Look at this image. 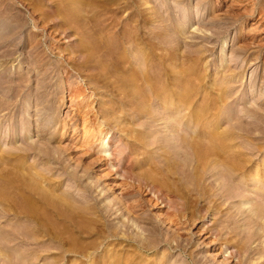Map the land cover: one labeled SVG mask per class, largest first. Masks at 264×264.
<instances>
[{"label":"rangeland","instance_id":"rangeland-1","mask_svg":"<svg viewBox=\"0 0 264 264\" xmlns=\"http://www.w3.org/2000/svg\"><path fill=\"white\" fill-rule=\"evenodd\" d=\"M53 10L57 11L58 16L51 13ZM2 11H9L12 16L7 17L1 14ZM31 13L36 18L34 22L30 19ZM14 18L24 25L18 26V33L11 37L10 43L5 44L0 38V76L7 75L15 82L24 79V82L15 99L14 94L7 90L10 86L8 83L0 89V154L5 156L0 160V172H9L8 168L19 167L20 164L24 168H28V165L36 166L35 169L55 178L53 186L58 192L71 189L70 193L82 204H91L96 200L100 209L107 208L108 211L112 207V214L103 211L107 215L106 223L115 227L116 231H122L123 228L125 230L123 224L133 226L129 231L132 230L136 235L150 228L154 222L160 223L157 215H163L168 209L163 196L167 193L171 197L182 196L181 201L187 209L185 216L195 209L198 217L192 226L179 231L182 233L179 241L184 245L189 242V250L186 248L188 252L180 249L167 252L166 248L161 247L157 254L144 251L132 263L154 264L166 253L159 264L165 259L167 264H190L192 259L199 260L200 264H221L223 256L220 252L226 246L222 238L227 234L222 238L214 235L209 237L208 231L210 227H219L226 222L223 219L226 220L233 210L232 200L227 199V196L220 199L219 196H213L218 190L215 184H211V189L207 187L209 192L205 195L200 194L202 190L199 188L192 192L188 190L198 181L185 176L188 166L186 162L183 163V159L178 161L174 155L165 151L168 147L164 140L171 135L172 130L169 127L170 132L166 131L164 126L166 121L163 118L167 114L163 107L174 108V105L178 107L180 104L176 101L165 106L158 103V99L154 98V88L159 89L161 84L142 86L144 89H138L137 97L130 104L129 93L133 82H126L122 86L119 81L124 75L123 70L134 64L138 66H135L137 72L150 71L155 72L153 77L164 74L165 77L182 79L181 88L185 85L184 88L188 89L193 85V103L187 104L188 107L181 106L180 108L185 107L181 114L194 104L197 106L205 100L210 102L211 98L214 99L212 96H216L215 92H218L217 84L225 86L224 89L231 96L223 105H218L220 110L224 108V104L235 107L241 101L251 103L259 100L264 105V0H0V27L5 26L8 19L16 20ZM80 43L85 47L82 52L89 57V62L86 63L97 66L90 83L86 79H80L82 73H85L81 71L82 67L72 68L69 63L72 57H78L80 50L76 44ZM8 48L12 53L3 56L2 51ZM135 55L148 57L147 65L145 62L134 63ZM62 65L68 70L62 68ZM39 82L49 90L42 98L36 97ZM181 88H174L173 91L179 93ZM245 94L256 95V98H242ZM70 96L74 99L72 102L69 101ZM47 106L53 108V113L47 110ZM110 108H114V112L104 116L101 110ZM170 113L172 111L168 114ZM95 114L104 123V128L110 131L108 137L113 135L111 147L118 158L114 162V168L107 165L106 158L98 149H92L93 152L86 149L84 128L87 126L93 132L96 127ZM232 114L225 116L231 119L234 116ZM240 115L244 116L243 113ZM226 121V118L223 119L216 128L221 130L228 127ZM178 131L179 134H182L181 131L185 132L181 129ZM90 139L92 143L95 142L92 145L95 148L96 137ZM26 145L31 147L26 152L28 154L23 156L24 152L21 153L20 149ZM42 149H46V154H40ZM119 152L122 156L129 154L134 178L142 177L140 187L137 186L136 179L126 173ZM210 180L205 183H212ZM85 186L92 191L86 199L83 196L86 195ZM0 187H7V181ZM212 196L213 199H210ZM138 202L141 207L136 206L135 211L133 207L129 209L125 206ZM82 218L79 219L81 223L78 221L82 232L73 233V238L77 242L76 247L79 246L82 252L92 255L87 258L80 256L79 252L81 258L69 256L75 263L108 264L106 262L113 254L122 257L135 249L132 244L122 243L118 246L116 240L104 239L101 229L103 220H100L98 213ZM238 219L235 223L241 225L243 222ZM134 222L138 229L133 225ZM33 223L21 215H14L5 202L0 203V264H48L52 261L63 264L64 253L53 248V240L48 235L43 237L39 233L31 239L32 230L27 228L32 229L35 226ZM229 223H226L225 232L234 230L236 226L238 228L235 223ZM16 225H23L24 229L21 231V228L19 232L26 233L27 237H12L13 233L18 234ZM169 226L164 224L159 229L171 236L174 234V227ZM68 229L61 228L60 231L66 232ZM242 231L248 230L241 229V234L235 231L240 236L230 238L226 253L229 260L224 263L263 264L262 259H257L259 239L250 238L248 232ZM67 232L62 234H70ZM239 243H243L241 246L244 249L240 254L235 251L236 248L233 249V245L239 246ZM48 245L51 246L49 251L46 249ZM114 245H117L115 250ZM69 263L70 261L67 264Z\"/></svg>","mask_w":264,"mask_h":264},{"label":"bare ground","instance_id":"bare-ground-1","mask_svg":"<svg viewBox=\"0 0 264 264\" xmlns=\"http://www.w3.org/2000/svg\"><path fill=\"white\" fill-rule=\"evenodd\" d=\"M20 1H24V0H20ZM33 10L35 11L36 9H33ZM8 12L2 11L1 14L3 13L5 15H7V17L12 16ZM43 13H44V15H47V14H45V12H43ZM51 13L52 14L55 13V15H56L57 11L55 12L53 10V12L51 11ZM49 15H51L50 12H49ZM56 16H58V14ZM14 19H16V20L8 19L7 24L5 26L3 25V27H0V38L2 40H4L5 44L10 43L11 37L15 36V34L17 35L18 26H20L21 24H22V26L24 25L23 23H19L17 18H14ZM30 19L33 20V22L36 20L33 13H31ZM76 47L81 52L79 51L78 57L77 56L72 57V59H71V61H69V63L71 64L72 68L78 66L81 69V67H82L83 70L81 69V71L85 72V73H82L83 75L80 77V79H86L87 83L88 82L90 83V81L93 80V76H94L93 73L96 72L95 70H97V66H95L94 64L92 65L91 63H90L91 65L86 63V62H89V57L86 53L82 52V50L84 51V49H85L84 44H82V43L76 44ZM10 50H11L10 48H8V50L7 49L3 50L2 55L7 56V55L11 54L12 52ZM222 50H223V48H222ZM108 54L110 55V53H108ZM109 55H107V56H109ZM133 58L135 60L134 63L145 62V64L147 65V62H148L147 58L148 57H146L144 55H142L141 57L135 55ZM129 65L131 66L130 63H129ZM135 66L136 65L134 64L131 67H127L126 70H123L124 75H122V78L119 77V78H121L119 82H121L122 86H124L123 84L124 83L126 84V82H129V83H130V81L133 82V84L130 86L131 91L129 93L130 104H131V101L133 102L134 98L137 97L136 96L137 91H138V89L143 88L142 86H144V87L152 86V85L158 86L160 84L163 87H161V85H160V86H158L159 89L154 88L155 89L154 90V98L158 99V103L160 105L163 104V106H165V104H169V103L171 104L172 101H176L177 103L180 104L178 107L176 105H174L175 106L174 108H172L171 106H170L171 108L170 107H163L165 114H167L166 118L165 117L163 118L166 121L164 126L167 129L166 131H168L169 127H171L170 130H172V133H173V134L171 133V135L168 136L167 139H165L164 141L166 142V145L168 147L165 150L166 152H169L171 154V156L174 155L173 157L178 159V161H179V159H181L180 161H182V159H183L184 160L183 163L186 162V164L188 166V171L185 173L186 174L185 176H187V178L190 176V177H192L191 178L192 180L195 179L196 181H198L197 183L194 182L195 185L191 184L194 187L193 188L191 187V189H188V190H190L192 192V190L199 188L200 191L202 190V192L201 193L199 192V193L205 195V194H208V192H209L207 187H210V189H211V187H212L211 184H215L216 187L218 188V190H216L214 192L213 196H216V197L219 196V199H220V197L222 198L223 196H225V197L227 196L226 197L227 199L230 198L232 200L231 204L233 205L232 206L233 210H231V212L229 213L228 216L226 215L227 216L226 220L223 219V221H226V222L223 223L221 221L223 223V224H221V226H219V227H217V226L213 227L212 226V227H210L211 229H209L210 231H208V233H210L209 237L214 235L217 237L221 236V238H222L224 236V234L225 235L227 234V236H224V238H222V239H224L226 246L224 248L222 247V251L220 252L223 256V259H222L223 261H221V264H222V262L224 263V262H227L229 260V255L226 253L228 252L229 246H227V245H228V242H230V238L232 239V236L235 238H236V236H240V234H241L240 231H241V229L244 230V228L248 231H242V233L248 232L250 238L254 239V237H256L255 240L259 239L260 243L258 245V248H256L257 249L256 252H257V256H258L257 259H262L264 261V112H263V110H264L263 106L264 105H263V103L259 100H256L255 102L251 101V103H248V101H241L240 100L241 102H239V105L237 103L235 107H232V106L228 107L227 104H224L225 109L222 108L221 109L222 111H221L219 109L218 105H221V104L223 105L224 101L227 100L228 97H231V96H230L229 92L226 90V88L224 89L225 86H223L221 84H217L216 90L218 92H215L216 90L214 91L216 93V96H212V97H214V99H212V98H211V100L209 99L210 102H207L205 100L207 103L204 101L203 104H201V105L198 104L197 106H194L195 105L194 104L192 107H190V109H188V111L185 109L187 112L185 111L184 114H181L184 110L183 108H185V107H183V108H180V107L185 106V105H186V107H188L187 104L190 105L191 98H192L191 97V90H193L192 89L193 85L189 84V86L190 85L191 86L188 89L184 88L185 85L182 86V88H181L180 86L182 85L183 80L180 78H176V77L174 78V77H169V76L165 77L164 74H162V75L160 74L161 77H160V75L159 76L155 75V77H153L155 72H153V73H150V71L144 72V73L142 71L137 72L136 67H138V66H136V67ZM58 67L59 66H56V68H58ZM63 67H64V69L68 70V68L66 66L62 65V68ZM107 68H108V66H107ZM115 68L116 67H114V69ZM117 69H118V67H117ZM98 70H100V69H98ZM182 75H180V76H182ZM23 80L24 79H21V80H18V82L17 81L15 82L14 79H12L11 77H9L7 75L6 76H0V89L2 90L3 86H5V84L8 83L10 86L8 88L7 87L6 88H7V90L8 89L10 90L11 94L12 93L14 94L13 98L15 99V97L16 96L18 97L20 91L22 90L21 88L23 86V82H24ZM256 83H258V82H256ZM212 84H214L213 85V88H214L215 83L213 82ZM254 84H255V81L252 83V85H254ZM138 85H140L141 87H139ZM97 88H98V86H97ZM174 88L175 89L181 88V91L179 93H177V91H176V93H175L173 91ZM210 88H211V86H210ZM37 90H38V92L37 93L35 92V93L37 95L36 97H38V98L44 97L45 95H47V92L49 91L47 86L41 82H39V86L36 89V91ZM20 96H21V94H20ZM48 96H49V94H48ZM247 96L250 97L251 99L256 98L255 97L256 95L250 96L249 94H245V96H243L242 98H244V97L247 98ZM259 96H262V95H259ZM205 97H206V95H205ZM205 97H203V98L205 99ZM207 98H209V97L207 96ZM73 100H74L73 97L70 96L69 101L72 102ZM14 101H16V100H14ZM191 103H193V102H191ZM85 106H87V105H85ZM0 108H1V106H0ZM47 110H49L50 113H53V108L51 106H49L47 108ZM114 110H115L114 108H110L107 110L102 109L101 112L104 113V116H105L106 114H108L110 112L111 113L114 112ZM170 111H172V113L168 114ZM65 112H67V111H65ZM230 112H232L234 114H232ZM240 112L243 113L244 116L240 115L241 114ZM228 114L234 115L233 118L230 119V118L225 116ZM157 115H158V113H157ZM94 118L96 120L95 121L96 127L93 130V132H90L87 129V126L84 128L85 129L84 136H86V139H87L85 141L86 142L85 145L87 146L86 149L88 151H90V150L92 151V149L93 150L98 149V151L101 154H103V156L106 158L107 165L108 166L111 165L110 167L114 168L115 167L114 162L118 158L116 157L117 155H115L114 149H112V147H111L112 146L111 145V138L113 135H110L108 137L110 131H108L104 128L105 127L104 123L102 121H100V118H98L96 116V114H95ZM225 118L228 121V123L226 125L228 127L223 128L221 130L216 128L218 123L220 124V122ZM82 122H83V120H82ZM180 129L183 131L185 130V132L181 131L180 133H182V134H179L178 130H180ZM170 130H169V132H170ZM90 137H93V138L96 137L95 148L92 146L93 144H95V142L92 143ZM28 145H26L25 148H21V149L19 148L20 150H22V152L20 151L21 153L24 152L22 154L23 156H25L24 154L31 147V145H30V147H27ZM42 150H41L42 152L40 151L41 153L40 152L39 153L41 155L46 154V151H45L46 149H42ZM20 152H18L19 153L18 155H20L23 158V156L20 154ZM26 154H28V153H26ZM15 155H16V153H15ZM124 155L122 156V154H121V156H120L121 157L120 160H122V162L124 163L123 164L124 169H125L127 174L131 175L130 177H132L133 179H136L137 186L140 187L142 184L140 182L142 180L141 179L142 177L141 178L140 177L134 178L135 176L132 174V171H131L132 170L131 169L132 163L130 161L129 154L128 155L126 154L125 156ZM4 157H5L4 155L0 154V160L3 159ZM175 158H173V159L175 160ZM20 166H21V164H20ZM20 166L19 167L18 166L17 167L11 166V168L10 169L8 168V170H7V171L10 170L9 172H6V170L5 171L1 170L2 172H0V186L2 185L3 182L7 181V187H5V188L0 187V203L5 202V204L8 205V207L13 211L14 215H16V216H17V214L19 216L21 215L23 218H26L27 220H31L32 222L35 223V226L32 227V229L27 228V229L32 230L31 231L32 236L29 235L31 237V239H33L32 238L33 236L39 235V233L43 237H45V235H48L53 240L52 241L54 243L53 248H56V250L59 249L62 251V253H64V255L62 257L63 258V260H62L63 264H67L69 261H70L69 264H78V263H75L74 259L70 260V257L73 255L79 256V254H78L79 252H81L80 256H85L87 258H90V256L92 255V254H89L86 252H82V250L80 249L79 246L78 247L80 250H78V247H76L77 242H75V238H73V233L74 234L75 233L80 234L82 232V230L80 228L81 226H80L79 222L83 219L82 217L90 215V214H94V212L98 213L100 220H103V222H101V226L103 228H101V229H103V232H104L103 233L104 239L108 240L109 238H112L113 240H116L118 242L117 243L118 246L122 243H128V244H132L135 247V249L132 252L129 253V251H128V253L123 254L122 257H120V255H114L113 254L111 257L108 258V260L106 262L108 264H130V263L133 264L134 262L132 263V261L136 260V258H138V256L141 255V253H143L144 251L145 252L152 251L155 254H157V253H159L158 251L160 250L161 247L166 248L167 252H170L172 249H180V250L185 251L187 248V245H189V242H187V241H186L187 243L185 245L182 244L181 241H179V239L182 235V233H180L179 231H181V230L183 231L184 229H187L188 227L192 226L198 220V217H197L195 209L187 212L188 214L185 216L187 209L185 207V203H183L181 201L182 196L181 197L178 195L174 196V194H173L172 196H174V197H171V195L168 193H167V195H165L166 197L163 196L164 198H166V203L168 205L167 206L168 209H166V211L163 212V215H160L161 213L157 215V218L159 219L160 223L154 222V225L150 226V228H148V229L145 228L146 230H144V228H143L144 231H147L146 235L144 234V231H140V233H138L139 235H136L137 233L134 234L132 232V230L129 231L130 229H132L133 226L129 227V225L123 224L122 226L125 227V230L123 228L122 231H116L115 227L113 228L112 226H110L111 224L108 225L106 223L107 222V219H106L107 215H105L104 214L105 212L103 213V211L106 210V212H109V214H112V213H110V211L113 210L112 207L110 209H108V211H107V208H105V210H104V208L100 209V207H98V205H97L98 203L96 202V200H94V202H92L91 204H88V202H85L87 204H85V203L82 204L81 201L75 195L70 193V192H72V191H70L71 189L70 190L68 189L69 192L66 191L67 189L65 191H61V192L59 190V192H58V190L56 188H54V186H53V184H55V182H54L55 178L54 179L51 178V176L46 174V172L44 173L40 169L39 170L35 169L36 166H34V167L30 166L29 167V165H28V168H27V166L24 168V165L21 167ZM69 173H71V172H69ZM7 174H9V175H7ZM121 175H123V174H121ZM72 176H74V174ZM57 179H58V177H57ZM206 180H210V181H212V183L206 184L205 183ZM147 187H149V186H147ZM84 189H85L84 191H85L86 195L84 194L83 196H85V199H86V197H89L91 195L92 191H91V188L86 187V186L84 187ZM56 192H58V193H56ZM129 193H131V192H129ZM162 194H164V192ZM189 194H190V192H189ZM156 195H158V194H156ZM213 196L210 199H213ZM198 197H200V196H198ZM88 199H87V201H88ZM119 200H120V198H119ZM140 205L141 204L138 202L136 204L135 203L126 204L125 206H127L128 208L133 207V210H134V208L136 206H140ZM133 210L131 209V211H133ZM224 215H225V213H224ZM182 216L184 217L183 219H182ZM80 218H81V220L79 221ZM135 218L137 220L136 216H135ZM236 219L240 220L243 223L241 225L236 224L235 223V221L237 222ZM135 222L133 225L137 226ZM226 223H229V224L235 223L236 225H238V228L236 226L235 228L233 227L234 230L229 229L230 231L225 232L224 229L226 228ZM164 224H166V226L170 225L169 227H171V228L174 227V230H173L174 234H171V236H168L169 233L162 232L161 229H159V228H162V225H164ZM16 226L18 227V228H16V230H18L17 231L18 234L13 233L14 235L12 234V237H16V238L21 237V236L23 238H24V236L27 237L26 233H24L25 231L23 232L24 234H22V232H21L24 229L22 227L23 225H19L21 227H19L18 225H16ZM245 226H247V227H245ZM58 227L60 229L61 228L62 229L69 228L67 231L70 234L63 235L67 231L66 232L60 231V229ZM20 229H21V231L19 232ZM137 229H138V226H137ZM101 231H100V233H101ZM235 231H237V232L239 231L238 233H240V234L237 235L238 233ZM26 232H29V231H26ZM9 234H11V233H8V235ZM8 235H6V236H8ZM18 235H20V236H18ZM247 235L245 234L246 238L248 237ZM6 236H5V238H6ZM241 238H242V236H241ZM250 238H247V239H250ZM2 239H4V238H2ZM0 240H1V238H0ZM238 240H237V242H238ZM101 241H103V239ZM104 241H106V240H104ZM73 242H75V243H73ZM242 242H243V240H242ZM106 243H107V241H106ZM243 243H245V242H243ZM243 243L242 244L239 243L238 244L239 246L233 245L234 246L233 249L235 250V248H236L235 251L238 252L239 254H240L241 250L243 249L242 248ZM116 246L114 245V250H115ZM50 248H51V246H49V245L46 246L47 251L51 250ZM114 250H113V252H114ZM230 252L234 253L232 251H230ZM231 253H230V255H232ZM76 254H78V255H76ZM235 255L233 254V256H235ZM19 256L21 258V255H19ZM162 256H166V253L163 254ZM162 256L160 257L161 259L163 258ZM161 259L157 260L155 258V260H157V261H155L154 264H159L160 263L159 260H161ZM255 261H256V259H255ZM190 262H191L190 264H200L201 263L199 260H196V259H192V261H190ZM82 263H84V262L82 261ZM48 264H60V263L52 261ZM88 264H91V263H88ZM137 264H140V263H137ZM161 264H167L166 259H165V261H162ZM168 264H169V262H168ZM224 264H226V263H224Z\"/></svg>","mask_w":264,"mask_h":264}]
</instances>
